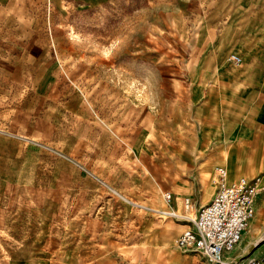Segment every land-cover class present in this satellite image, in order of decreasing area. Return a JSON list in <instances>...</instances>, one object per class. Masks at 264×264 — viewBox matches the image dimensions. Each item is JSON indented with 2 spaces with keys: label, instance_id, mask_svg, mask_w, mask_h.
<instances>
[{
  "label": "rangeland",
  "instance_id": "obj_1",
  "mask_svg": "<svg viewBox=\"0 0 264 264\" xmlns=\"http://www.w3.org/2000/svg\"><path fill=\"white\" fill-rule=\"evenodd\" d=\"M42 18L57 25L59 81L83 75L89 83L99 155L77 160L69 182H0V264H208L177 246L192 219L173 212L141 160L150 152L174 191L193 196L191 208L182 204L193 218L211 199L215 167L228 166L232 179L264 174L247 163L250 139H264L255 123L264 100V0H52ZM234 66L255 73L216 70ZM16 200L23 212L4 217ZM167 221L179 232L162 246L152 227ZM17 226L19 234L9 233ZM248 253H264V192L230 259Z\"/></svg>",
  "mask_w": 264,
  "mask_h": 264
},
{
  "label": "crops",
  "instance_id": "obj_2",
  "mask_svg": "<svg viewBox=\"0 0 264 264\" xmlns=\"http://www.w3.org/2000/svg\"><path fill=\"white\" fill-rule=\"evenodd\" d=\"M51 6L52 0H0V182H13L16 186H40L37 182H69L75 179L76 162H90L99 155L101 117L91 100L89 83L84 82L83 75L81 82L59 81L58 51L55 46L58 36L51 34L52 26L57 29V25L52 24L49 18H42L43 10L47 11ZM70 69L65 67L67 73H73ZM216 70L221 75L236 77L255 73L250 67H216ZM59 91L67 93L62 96ZM231 123L227 131L233 126ZM255 123L264 129V100L256 111ZM164 134L171 136L169 130H165ZM198 137L197 141L200 140ZM87 147L91 149L89 154L82 151ZM150 154H145L141 160L143 170L162 194L172 192L173 198L167 203L173 207V212H181L183 216L182 204L186 196L181 197V190L178 193L174 191L166 169ZM247 155L249 167L256 164L264 167V139H250ZM224 167L228 169V166ZM213 184L211 199L216 188ZM189 197L194 200L193 196ZM23 209L16 200L11 209L3 208L1 211L4 217H17ZM177 225L174 221H167L162 226L152 227L162 232L157 242L162 246L175 242L179 232ZM14 228L16 230L9 233L19 234V226ZM251 236H254L253 233ZM249 255L262 257L264 253H248L242 257Z\"/></svg>",
  "mask_w": 264,
  "mask_h": 264
},
{
  "label": "built area",
  "instance_id": "obj_3",
  "mask_svg": "<svg viewBox=\"0 0 264 264\" xmlns=\"http://www.w3.org/2000/svg\"><path fill=\"white\" fill-rule=\"evenodd\" d=\"M231 59L236 64L242 63L239 55L233 54ZM212 181L216 187L212 199L198 210L191 220L193 226L180 234L177 246L198 252L209 264H264V256L230 259L256 216L257 202L264 192V175L241 176L230 181L228 169L219 166ZM162 195L167 202L173 198L171 191ZM183 205L191 208L192 198L186 196Z\"/></svg>",
  "mask_w": 264,
  "mask_h": 264
},
{
  "label": "bare ground",
  "instance_id": "obj_4",
  "mask_svg": "<svg viewBox=\"0 0 264 264\" xmlns=\"http://www.w3.org/2000/svg\"><path fill=\"white\" fill-rule=\"evenodd\" d=\"M229 179H230V181H232V180H236V179H232V178H231L230 173H229ZM237 179H238V178H237ZM182 217H185V218H186V217H190L191 219H193V217H191V216H189V215H188V216L185 215V216H182Z\"/></svg>",
  "mask_w": 264,
  "mask_h": 264
}]
</instances>
